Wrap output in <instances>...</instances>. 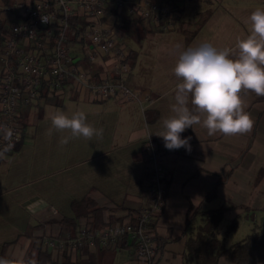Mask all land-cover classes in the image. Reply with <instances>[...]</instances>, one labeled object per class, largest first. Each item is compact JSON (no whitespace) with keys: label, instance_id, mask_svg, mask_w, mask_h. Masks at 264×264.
I'll return each mask as SVG.
<instances>
[{"label":"crops","instance_id":"crops-1","mask_svg":"<svg viewBox=\"0 0 264 264\" xmlns=\"http://www.w3.org/2000/svg\"><path fill=\"white\" fill-rule=\"evenodd\" d=\"M29 2L0 0V35L18 20L17 6ZM190 5L191 13L184 8L185 19L177 28L162 31L149 21L128 16L126 9L118 11L114 1L109 3V11L117 10L108 12L102 23L136 56L125 81L141 92L139 102L119 97L98 100L88 89L69 83L53 92H41L35 104L22 105V141L0 158V257L38 264L39 251H43L51 255L54 264H64V260L77 264L89 254L95 258L93 264H137L128 246L65 252V258L45 243L52 237L75 235L87 225V220L81 219L76 229L68 230L58 223L63 217H72V202L86 196L104 209L105 223L122 222L145 205L144 144L149 135L163 141L156 134L164 130L163 120L175 115L171 107L181 80L173 69L180 53L209 43L217 49H231L230 58H235L238 40L249 35V17L257 8L264 9V0H209L208 5L194 0ZM75 15L80 23L77 27L86 28L91 23L77 7ZM191 29L192 38L186 37ZM75 59L82 70L92 73L96 83L114 77L110 57L100 55L94 62L89 56ZM3 72L0 58V80ZM68 98L80 105L100 103V115L85 116L88 124L103 129L102 137L72 138L61 145V138L70 135L67 130L53 129L48 134L52 124L47 110L52 108L54 114ZM241 98L252 120L249 132L209 136L205 129L194 126L181 133L182 139L191 138V150L180 148L179 154L170 158L167 202L155 228L159 244L156 264H185L187 240L201 221L199 216L188 226V213L191 207L204 203L214 188L216 195L205 202L203 210L226 208L223 220H250L255 212L264 211V96L242 91ZM99 155L100 163L96 162ZM88 161L93 162L90 167Z\"/></svg>","mask_w":264,"mask_h":264},{"label":"built area","instance_id":"built-area-1","mask_svg":"<svg viewBox=\"0 0 264 264\" xmlns=\"http://www.w3.org/2000/svg\"><path fill=\"white\" fill-rule=\"evenodd\" d=\"M111 1L118 11L126 9L128 16L149 21L162 31L174 30L184 20V12L162 0H35L18 5V20L6 32L0 51L4 65L0 80V158L22 141L20 108L23 104H35L44 86L53 92L73 83L88 89L98 100L119 97L127 102L140 101L141 92L125 81L132 70L129 52L102 23ZM75 7L91 19L86 28L78 29L73 24ZM74 40L88 42L95 49L89 56L91 62L100 55L110 57L113 79L96 83L92 73L82 70L70 54L69 45ZM144 152L147 177L143 207L100 231L85 225L75 235L52 237L46 241L47 247L63 254L128 246L133 249L137 264H156L159 244L153 224L166 206L170 158L178 155L180 149L168 150L164 141L149 136Z\"/></svg>","mask_w":264,"mask_h":264},{"label":"clouds","instance_id":"clouds-1","mask_svg":"<svg viewBox=\"0 0 264 264\" xmlns=\"http://www.w3.org/2000/svg\"><path fill=\"white\" fill-rule=\"evenodd\" d=\"M43 22L47 20L42 18ZM249 35L238 40V55L230 58L231 49H217L209 43L190 47L180 53L174 66V75L181 80L176 86L171 110L174 116L163 120V138L168 150L185 148L190 151V137L181 138L187 128L202 127L209 136L245 134L252 128V120L245 111L242 91L264 96V9L257 8L249 17ZM190 103L192 108L190 109ZM52 130H67L61 145L70 139L102 137L103 129H95L86 122L85 113L75 112L71 117L57 110L51 116ZM150 136V135H149ZM0 264H23L0 257Z\"/></svg>","mask_w":264,"mask_h":264},{"label":"trees","instance_id":"trees-1","mask_svg":"<svg viewBox=\"0 0 264 264\" xmlns=\"http://www.w3.org/2000/svg\"><path fill=\"white\" fill-rule=\"evenodd\" d=\"M32 1L35 0H31V2ZM162 1L173 7L179 8L183 12L184 7L182 5L188 0ZM115 10L117 9L110 8V11L108 9V12H116ZM73 24L77 27L80 23L74 19ZM77 28L81 29L79 27ZM5 34L6 32H2L0 35L1 44L4 41ZM135 58V54L129 53V60L132 63L135 61ZM46 90L47 88L44 86L42 92ZM215 195L216 188L207 195L204 203L197 208L191 207L190 212L188 213L186 221L188 226L194 225L199 216H201V221L198 225L193 227V232L187 240L186 252L184 255L185 264H264V226L254 228L245 239L228 246L225 238L218 237V228L223 220L226 208H220L213 211L203 210L205 202ZM71 206L74 213L73 216L63 217L58 220V223L68 230L76 229L79 226L81 219H86L87 226L94 231H100L115 224L112 220L109 223L104 222V209L89 196L84 197L80 201L72 202ZM230 208L235 209L237 207L232 206ZM239 224L240 222L238 219L233 220L227 228V235L236 231L239 228ZM156 225L157 222L153 224V227L156 228ZM39 255L40 262L38 264L55 263V261L52 260L51 255L47 252L39 251ZM61 255L66 258V254ZM94 259V256L89 254L88 259L82 260L77 264H93L95 261ZM63 263L66 264L68 262L67 260H64Z\"/></svg>","mask_w":264,"mask_h":264},{"label":"rangeland","instance_id":"rangeland-1","mask_svg":"<svg viewBox=\"0 0 264 264\" xmlns=\"http://www.w3.org/2000/svg\"><path fill=\"white\" fill-rule=\"evenodd\" d=\"M211 1L215 2L216 0H211ZM193 2L194 0H188L187 3H184L182 5L186 9L187 13H191L190 4H192ZM203 2H206L207 5L209 4V0L208 1L203 0ZM183 14H184V19H185V13ZM192 36H193V32L191 29V32H188V34H186V37L192 38ZM124 41L128 43L129 37L125 36ZM69 50H70V54L73 57L79 56L81 58L88 57L94 52H96L95 49L94 50L90 49L88 42H83V43L72 42L69 45ZM50 110L52 111V108ZM50 110H47L46 117H51L53 115ZM53 110L55 111L56 109H53ZM59 110L63 111L65 114H68V115H73L77 111H82L86 114H90V113L99 114L100 113V103L95 102V103H90L86 105H83V104L80 105L77 101L68 98L64 106ZM96 162L100 163V155ZM92 164L93 162L88 161L87 167H90ZM251 217L252 218L250 220H246V219L241 220L240 227L236 231L230 233L229 235H227L226 231L231 221L226 220V219L223 220V222L220 224L218 228V237L225 238L228 246H231L232 244L242 241L243 239L247 237V235H249L253 231L254 228L258 226H264V211L255 212V214L252 215ZM122 253L126 255L127 252L122 251ZM97 264H100V262H98Z\"/></svg>","mask_w":264,"mask_h":264}]
</instances>
